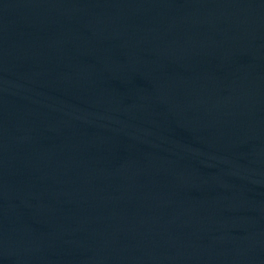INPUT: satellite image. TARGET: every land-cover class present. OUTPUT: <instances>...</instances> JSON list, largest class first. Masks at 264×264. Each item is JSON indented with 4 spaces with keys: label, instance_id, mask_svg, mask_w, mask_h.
<instances>
[{
    "label": "water",
    "instance_id": "water-1",
    "mask_svg": "<svg viewBox=\"0 0 264 264\" xmlns=\"http://www.w3.org/2000/svg\"><path fill=\"white\" fill-rule=\"evenodd\" d=\"M0 264H264V0H0Z\"/></svg>",
    "mask_w": 264,
    "mask_h": 264
}]
</instances>
